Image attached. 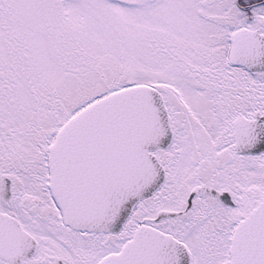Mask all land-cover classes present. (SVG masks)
<instances>
[{
	"label": "snow or ice",
	"instance_id": "snow-or-ice-1",
	"mask_svg": "<svg viewBox=\"0 0 264 264\" xmlns=\"http://www.w3.org/2000/svg\"><path fill=\"white\" fill-rule=\"evenodd\" d=\"M0 264H264V0H0Z\"/></svg>",
	"mask_w": 264,
	"mask_h": 264
}]
</instances>
